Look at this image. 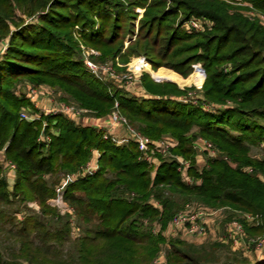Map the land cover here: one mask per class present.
<instances>
[{
    "label": "trees",
    "instance_id": "obj_1",
    "mask_svg": "<svg viewBox=\"0 0 264 264\" xmlns=\"http://www.w3.org/2000/svg\"><path fill=\"white\" fill-rule=\"evenodd\" d=\"M243 1L264 11V0ZM216 2L175 0L165 9V0H0V37L8 33L10 22L16 28L0 59V150L3 159L14 164L11 187L0 164V237L5 240L0 264H153L169 220L188 202L242 208L254 219L243 221L245 233L264 235V157L248 155L251 148L264 147V122H259L264 120V26L232 14L227 2ZM211 5L218 8L216 14L204 10ZM137 7L145 8L136 37L144 40V56L157 67L165 55L185 52L171 65L183 74L201 62L206 77L202 84L204 74L198 69L201 78L195 82L202 84L201 95L218 106L205 111L200 97L183 100L179 96L185 90H155L154 82L143 83L144 96L130 95L86 69L72 36L74 26L79 25L84 44L101 52L97 60H113L125 34L132 31ZM177 10L184 19L208 17L216 25L207 34L188 32L173 24ZM17 12L39 13L38 20L24 24ZM197 36L203 37L181 44ZM158 48L161 56L154 59ZM162 72L180 76L163 67L153 71ZM19 79L62 89L97 117L110 114L117 102L118 112L142 134L151 139L169 134L174 140L170 152L188 160L189 166L182 174L174 159L159 153L155 162L145 160L136 142L117 143L104 129L62 113L20 119V110L29 102L15 94ZM228 99L233 105L226 104ZM198 136L215 140V147L232 155L236 166L220 154L205 152V162L199 165L193 148ZM94 152L96 170L82 174ZM245 165L252 173L243 170ZM71 172L78 174L62 194L71 211L60 214L47 201L57 195L59 175ZM16 201L37 202L40 210L18 218L16 208H7ZM72 215L82 227L74 239ZM144 219L151 224L144 225ZM50 220L58 226L51 227ZM224 243L172 239L164 264H264V248L256 259ZM220 248L225 251L218 255Z\"/></svg>",
    "mask_w": 264,
    "mask_h": 264
},
{
    "label": "rangeland",
    "instance_id": "obj_2",
    "mask_svg": "<svg viewBox=\"0 0 264 264\" xmlns=\"http://www.w3.org/2000/svg\"><path fill=\"white\" fill-rule=\"evenodd\" d=\"M174 1L175 0H165V9H168L174 3ZM214 1H217L216 2L217 4L219 2H222V1L225 3L227 2L226 4H229L232 6V7L228 8L229 9L228 11L231 12L232 14L233 13H240L242 16H245L246 18H248V20H256L259 24L264 26V11H261V10L254 8L250 2H245L243 0H237V1H235V0H214ZM213 4H215V2H213L212 5ZM212 5L210 8H208V9L205 8L204 10H206L210 13L215 12L218 8H212ZM218 6H219V4H218ZM144 10H145V8H143V7L142 8L141 7L135 8V11L137 12V16L132 21V23H133V28L131 29L132 31L125 34V37H124L123 43H122L123 44L122 49H121L120 53H118L117 56L114 57L113 60H110V58H109V60H106V61L97 60L96 57L99 58L101 56V52L99 50L91 47V46L84 44L78 37V31L80 28L79 25L74 26L75 32L73 33L72 36H73L74 40H76V42H77V45L79 48V58L82 60L86 69L89 72H91L87 68V66L84 62V59H86V58L95 62L98 65L109 66L111 69H113L115 71L114 77L109 76L107 74H104L101 71L99 72V70H98L97 71L98 78L100 80H104V81H106V80L112 81L114 86L121 87L123 90H125L130 95L144 96L147 92L143 88V83L146 82L147 84H151V82H154L156 84V87L154 88L155 90L160 89V90H164V91L170 92V93L175 92L174 89H176L178 91L179 90H185L186 94L179 96V98L183 99V100L184 99H186V100L190 99V100H192V102L193 101L195 102L196 98L200 97L201 101L199 103L201 104L202 108L205 111L210 110V108L215 107V105L218 106V103L211 102V101L205 99L201 95L200 90H201L202 84L205 80L206 73L205 72L203 73L204 78H203L202 84H201V82H195L196 80L201 78V75H200L201 72H200V70H198L199 68H197V70H195L194 66L200 65V67L204 70L201 62L194 63L192 65L193 70L191 72H189L188 74H183L180 70H176L175 68L171 67V65L175 64L179 60H181L183 58V56H185V54H187L185 52H183L181 55H178L177 57H171L170 55L169 56L167 55L168 56L167 57L165 55L164 58H167V59H165L166 61H164L161 65H159L157 67L153 66L152 63L149 61V59H147L145 57L146 55L144 54V50H143L144 40L136 38L138 33H139V30H140L139 29V20L141 19V17H143ZM182 13L183 12L181 10H177V17H175L173 24H175V26L179 25L180 28H183L184 30H186L188 32H199V33L204 32V34H207L209 32H212V27L214 25H216V22L211 20L208 17H198L196 19L205 20V25L203 26V28H201L199 30H187L185 27V22L190 18L184 19ZM215 14H216V12H215ZM218 14H220V13H218ZM38 15H39V13H36L32 16H26L24 14L17 12V16H20V19L23 21L24 24H26L28 22H36L38 20ZM9 25H10V28H9L8 33L6 35L0 37V59L3 56V54L6 52L8 46H9L12 31L14 29H16L12 25V22H10ZM152 36H154V33L152 34ZM203 36H200V37L197 36V37L193 38L192 40H189L186 42H181V44L186 46L192 41L201 40ZM165 37L166 36L162 33L160 39L163 40ZM154 52H155V54H152L154 59H156L157 56H159V57L161 56L162 51L160 48H158V51H154ZM166 62H167V64H166ZM161 67H163L165 69H170V70L176 72L177 74H179L180 76L168 74V72L167 73L162 72V73H159L157 75H154L153 71H157ZM134 68L136 69V71H134ZM228 68H231V64L225 65V69L228 70ZM194 70H195V72H194L195 74L192 73ZM191 73L194 75H192ZM92 74H94V73H92ZM197 75L200 77L198 78ZM168 84H170L171 86H168ZM15 94L25 97L29 102V105L23 107L19 112V118L23 119V120L26 119L27 121H32L34 119L35 120L40 119L41 116H44L46 114L55 113V112H51L50 110L56 109V108L60 107L61 105L72 107L73 112H68L66 114L62 113V112H56V113H62L68 117L74 116L78 119L84 118V117H91V116L97 117L93 111H91L88 108L80 106L77 102L72 100L70 98V96L68 95V93H66L62 89L50 86L49 84H46V83L35 85L26 79H19V80H17V82L15 84ZM116 103L117 102L114 103V109L111 112L116 111L121 117L125 118V120H126L125 124L113 123L110 120L113 124H115L119 127L121 126L120 130L119 129L116 130V133L118 135L126 136L127 135V129L126 128H131V129L135 130L137 133H140L143 136H147V135L142 134L141 131L135 125L130 123V121H128L125 116L121 115L118 112V110L116 109L117 105H115ZM226 104L233 105V102L231 101V99H228ZM48 105H50V107L45 108V106H48ZM75 110H79L80 112L76 113ZM74 111H75V114H74ZM21 113L25 114L26 117H21V115H20ZM108 115H110V114H108ZM259 122H264V120L259 119ZM97 128L99 129V127H97ZM100 129H104V128L100 127ZM104 130L106 131V129H104ZM52 131L54 133L56 132L54 130H52ZM106 134H108V133L106 132ZM147 137H149V136H147ZM160 138H170L174 142V140L171 138V136L169 134H163ZM160 138H158V139H160ZM203 142H210L212 144V146L214 147V150L216 152L214 156H219V154H220L221 157L228 160V162L231 164V166H236V163L231 161L232 155H230L227 151L226 152L224 150L220 151L214 145L215 140L205 138L203 136H198L196 139L193 140V148L196 152V155L198 153L203 155L204 151H202V149H201ZM249 152L250 153H248V155L251 158L261 159L264 157L263 145H260L259 147H253V148H251V150ZM140 154H141V152H140ZM155 155H152V160H151L152 162H155V158H156ZM240 155H244V154L239 153V156ZM233 156H238V155L236 153H233ZM95 160L93 162H96ZM88 162L93 163L91 161V159ZM0 164L2 165V169H3L2 174L7 179L9 187H11L12 183H10V179L14 178V174H13L14 164L7 163V161H5L3 159L1 150H0ZM85 166H86V164L83 166V168ZM83 168L80 171H82ZM243 170L247 171L248 173H252L251 167L248 165H245L243 167ZM75 174H78V173L77 172H73V173L71 172V173L59 175L61 178L60 179L61 182L57 187L62 185V183L64 182V184L62 186V190H63V188L65 187V184H67L72 178L76 177ZM260 178H261V176H260ZM47 203L50 206L56 207L59 210L60 214H64V213L68 212V210L71 211V209L68 207L67 203L63 199H62V201H60V199L57 198V195L55 197H53L52 199H49L47 201ZM202 207L215 211V214L210 216V218L211 217H213V219L215 218V220H214L215 223L213 222L214 228L216 230L218 228V230L216 231L217 233L215 234L216 241L217 242L220 241V243H222V244H225V243L220 238L224 234V227L228 221L235 219L242 224L243 221L246 223H252V221L254 220L251 216V213L246 212L245 210H243L242 208H239V207H235V206L232 207V206H225V205L224 206H218V207H211V206L206 205V206H202ZM7 208H8V212H11L13 209L15 210V208H16L19 212V213H17L18 218H23L24 214L26 215L28 212H39V210H40L38 203L33 202V201L27 202L26 204H22V203H19L16 201L10 207H7ZM70 213H72V212H70ZM143 222H144V225L151 224V222H148L146 219H144ZM49 223H50L51 227L58 226L56 221L50 220ZM81 233H82V227L78 224V221L76 219H74V217L72 215L70 237L72 239H74L75 237L79 236ZM163 234L165 235V240L163 241L164 243H161V251L159 252L158 256L153 260V264H164L166 250L169 246L170 240H172V239L185 240V238H186V236L183 233H179V234L168 233L167 228L163 231ZM212 235L213 234H209L207 237H205L203 239V240L207 239V241H205V243L208 241H215L213 239L214 237H212ZM246 236L248 238L249 237L256 238L258 241H262V243H264V235H255V236L251 235V236H249L246 234ZM0 239H1L0 240V247L1 246L3 247L4 242H5L4 237L2 236V238L0 237ZM191 242H193V241H191ZM69 246H70V244L66 243V248H69ZM223 249L222 248L218 249L217 254L218 255L222 254L225 251ZM230 249L235 251V252L242 253L243 255L249 256V258H256V259H260V256L262 255L261 250H263L262 247L259 249H256L255 245L251 244V243L250 244L249 243L248 244L243 243V247L230 244ZM4 253L6 255L5 251H4Z\"/></svg>",
    "mask_w": 264,
    "mask_h": 264
},
{
    "label": "built area",
    "instance_id": "obj_3",
    "mask_svg": "<svg viewBox=\"0 0 264 264\" xmlns=\"http://www.w3.org/2000/svg\"><path fill=\"white\" fill-rule=\"evenodd\" d=\"M204 25H205V20H200L196 18H190L185 22V27L187 30H199L203 28ZM84 62L87 68L97 77H98L97 75L98 70L99 72L101 71L102 73L112 77H114L115 75V71L111 69L109 66L98 65L87 58L84 59ZM194 68L195 70L196 68H199L203 72L200 65H196L194 66ZM134 71H136L135 68ZM115 105H117V103ZM72 109H73L72 107L61 105L60 107L50 111L62 112L66 114L68 112H73ZM75 111L76 113L80 112L79 110H75ZM20 115L21 117H26L25 114L23 113H21ZM109 117L113 123L125 124L126 122L125 118L121 117L116 111L111 112ZM126 129H127L126 136H123L121 138H117L111 135L110 136L117 143L127 142L129 140L136 142L137 148L141 152L142 158H144L145 160L151 161L152 155H155L157 153L165 157H168L170 159H174L178 163V170L182 174L185 173L187 167L189 166V161L170 152L171 148L173 147V141L170 138L151 139L147 136H143L140 133H137L135 130L131 128H126ZM201 149L208 156H214L216 153L214 147L210 142H203ZM96 168H97L96 162L93 163L87 162L86 166L82 170L83 172L81 171V173L82 174L91 173L94 172ZM63 184L64 182L56 189L57 198H59L60 201H62L63 199L62 198ZM214 214H215L214 210L206 209L202 206L195 204L194 202L191 203L188 202L183 206L182 209H180L175 214H173V216L169 220L167 225L168 233H173V234L183 233L186 236V239L188 240H192L194 237H203L206 234V232H208L207 219ZM157 227L154 226L152 231L155 232ZM220 239L223 242H230L231 245H235V246L243 247V243L245 244L251 243L255 245L256 249L264 247V243H262V241H258L256 238H251V237L248 238L246 236L243 224H241L239 221L235 219H232L225 224L224 234Z\"/></svg>",
    "mask_w": 264,
    "mask_h": 264
},
{
    "label": "crops",
    "instance_id": "obj_4",
    "mask_svg": "<svg viewBox=\"0 0 264 264\" xmlns=\"http://www.w3.org/2000/svg\"><path fill=\"white\" fill-rule=\"evenodd\" d=\"M49 107H50V105L45 106V108H49ZM70 118L73 119L75 122L80 123V124L85 125V126H94V127H99V128L103 127L104 129H106V132L111 136H115L117 138L123 137L122 135H118L116 133V130H118V129L120 130L121 126L119 127V126L113 124L110 121L109 115L102 116V117L91 116V117H84V118H80V119H78L74 116H70ZM96 157H97V153L94 152L93 157L91 158V161L93 162L96 159ZM196 161L199 165H202V164H204L205 159H204L203 155L198 153L196 155ZM10 183H13L12 178L10 179ZM214 220H215V218L213 219V217H211V218L209 217L207 219L208 232H206V234L203 237H194L191 241H193L195 243H203V242L207 241V239H205V240H203V239L205 237H207L209 234H213L212 237H214L213 239L216 240L215 234L217 233L216 231L218 230V228H217V230L214 228V224H213V222L215 223Z\"/></svg>",
    "mask_w": 264,
    "mask_h": 264
},
{
    "label": "water",
    "instance_id": "obj_5",
    "mask_svg": "<svg viewBox=\"0 0 264 264\" xmlns=\"http://www.w3.org/2000/svg\"><path fill=\"white\" fill-rule=\"evenodd\" d=\"M203 70V69H202ZM203 73H204V70H203Z\"/></svg>",
    "mask_w": 264,
    "mask_h": 264
}]
</instances>
